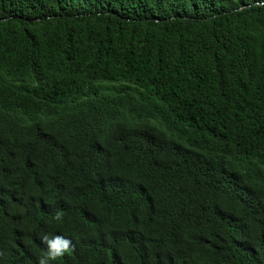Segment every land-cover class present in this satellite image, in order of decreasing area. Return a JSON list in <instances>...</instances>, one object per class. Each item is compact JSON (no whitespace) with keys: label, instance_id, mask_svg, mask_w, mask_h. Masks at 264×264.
<instances>
[{"label":"trees","instance_id":"1","mask_svg":"<svg viewBox=\"0 0 264 264\" xmlns=\"http://www.w3.org/2000/svg\"><path fill=\"white\" fill-rule=\"evenodd\" d=\"M42 234L264 264V0H0V264Z\"/></svg>","mask_w":264,"mask_h":264},{"label":"clouds","instance_id":"2","mask_svg":"<svg viewBox=\"0 0 264 264\" xmlns=\"http://www.w3.org/2000/svg\"><path fill=\"white\" fill-rule=\"evenodd\" d=\"M62 218V212H56L54 219L61 220ZM41 241L47 246V250L44 254L37 257V264H53V262L63 257L73 247V241L60 234H42Z\"/></svg>","mask_w":264,"mask_h":264}]
</instances>
